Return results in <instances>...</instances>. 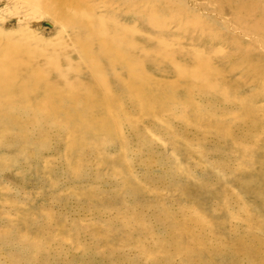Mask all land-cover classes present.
<instances>
[{
    "label": "bare ground",
    "instance_id": "6f19581e",
    "mask_svg": "<svg viewBox=\"0 0 264 264\" xmlns=\"http://www.w3.org/2000/svg\"><path fill=\"white\" fill-rule=\"evenodd\" d=\"M8 3L20 23L48 15L57 26L58 38L54 42L43 40L44 47L12 43L0 48V147L19 144L23 149L38 143L49 148L62 141L64 166L81 175L93 166L91 155L97 157L95 162L101 160L100 151L109 141L120 144L121 156L117 158L131 169L138 162L155 164L158 156L138 159L143 157L141 151L151 135L157 141L184 140L191 151L198 149L200 141L212 140L215 148L221 151L226 146L238 156L233 161L223 156L216 164L219 169L252 172L251 184H256L255 194L264 211V0H207L219 21L212 23L190 9L184 10L177 0ZM29 21L21 23L15 33L0 27V40L22 32L27 38L32 25ZM141 184L140 178L132 176L122 189L132 192ZM242 185L246 191L254 188ZM84 194L94 196L90 189ZM230 194L231 202L244 206L241 196ZM154 206L144 211L127 204L120 212L99 209L95 216L103 219L104 227L125 229L127 239L132 236L127 248L136 252L132 262L126 253H113L116 249H112L114 255L105 264H173L176 260L178 264H218L217 257L225 259L221 264H264V222L256 214L249 216L245 207L240 220L231 215L226 221L230 234L216 238L207 226L209 219L200 212L182 208L172 214L161 204ZM83 210L75 208V215ZM29 214H19L16 225L23 222L24 229L17 231L16 240L29 245L37 258L45 254V258L70 263L72 255L63 236L69 233L66 222L73 214L68 217L66 212L45 210L35 232L29 230L33 218ZM16 225L0 241H6ZM160 226L163 229L158 233ZM95 234L89 229V234H74L72 240L86 248L87 256L96 248L91 237H97L106 249L123 240L112 243L105 234ZM56 235H61L59 241L54 240Z\"/></svg>",
    "mask_w": 264,
    "mask_h": 264
},
{
    "label": "rangeland",
    "instance_id": "374dc122",
    "mask_svg": "<svg viewBox=\"0 0 264 264\" xmlns=\"http://www.w3.org/2000/svg\"><path fill=\"white\" fill-rule=\"evenodd\" d=\"M177 1L180 3L181 7L184 10H186V8L187 10L190 9V11L201 15V18L208 20L211 23L213 21L219 22L218 19H216V17L214 16V14L211 13L210 8H208V6L206 5L207 0H187V2L186 0ZM8 2L9 0H0V16L2 17V19H0V27H5L3 28V30H7L6 32L13 31L15 33L16 31L20 30L19 26H21V23H23L24 21H29L30 17L28 19H23L21 23L17 21L16 17L12 16L14 14V8ZM7 11L8 15L6 16ZM199 11H201L202 13ZM205 12L208 15L204 14ZM2 15H4L5 17ZM29 22L32 23L30 30L27 29L26 32V36L27 38H29V40H27V38L22 35L23 32L18 33L15 34V36L10 37L8 40H0V48L6 49L12 43L27 44L29 46L34 47H44L45 44L43 40L47 42L57 41V26L54 24V22L48 15L41 14L38 18H35L33 20L31 19V21ZM150 138L151 140L148 141V144L145 146L143 152L141 151L143 157L138 159L145 160L149 157V155H153L155 156V158L158 156L156 158L157 160L155 164L150 163L152 166L145 165L143 164V162H138L133 165L135 167L132 166L130 169L123 162H120L121 159L117 158L121 156L120 144L116 141H109V143L106 142L104 144L102 149L103 151H100L101 160L97 159V161L95 162V159L97 157L91 155L89 157V160L91 159L90 161L94 162L92 164L93 166L90 168V170L85 171L84 174L81 175L72 174V172L68 168H66L67 166H64L63 160L65 157V147L63 145L64 142L62 141L58 142L60 143V145L58 143L53 144L55 149L53 146H49V148L42 147L38 143H33L34 145L30 144L28 146H25L23 149H21L19 144H13L12 146H15L14 150L11 145L10 148L4 145L3 147H0V160H3V162L0 164V237L4 233L8 232V230L12 226L11 223H14L12 227L16 225L20 213L32 214L28 215L33 217L31 223L29 224V230L31 232H35L37 230V226L42 223V213H44L45 210H52L58 213L66 212L68 217L73 214V216H71L66 222L68 227L67 229H69V233L66 234L67 236H63L65 238L64 245L66 244V248L68 246L67 250L72 255L70 263L60 262L59 259L53 260V258L50 257L45 258V254H43L44 256L41 255L39 258H37L35 254L33 255V253L29 251V249L31 248L29 245H26L24 243H21V241L16 240V238L19 239V235H17V233L19 232L18 230L24 229V223L22 222L20 226L16 225V229H14L13 234L6 241H3L1 239L0 264H34L35 262H37L35 264H105V260H107L108 258L111 259L113 257L112 255H114L113 253L118 252V254L126 253L128 255L127 257L130 258L129 261L134 262V259H136V252H134L132 248H127V246L132 244V242L130 241L132 239V236L128 235V237L131 239H127L125 234L126 230L122 228L117 229L115 231L114 228H112L111 230L105 228V225L103 224V219L99 218L97 215V217L95 216V214L99 212V209H111L120 212L119 208H122L125 204L130 207H133V209H143V211L146 210V208L149 209L154 205L157 206L158 204H161L167 210H171L172 214H178L179 211L183 209L192 208L193 210L200 212L201 214L206 216V218L209 219L207 226L210 225L212 227L211 234L216 238L217 236L218 238L221 236L226 237L230 234L229 232L231 229L229 225H227L228 223L226 224V221L230 220L229 218L231 215L237 218L239 217V220L244 217V207L248 211L249 216L251 215L254 217L256 214V216H260V220L264 222V211L263 206H261L262 202L260 198H258L255 194L256 184H251L252 172H240L238 170H234L231 172L222 171L221 169H219V166L216 165L221 159H223V156H227L231 161L236 160L238 156L235 152L234 154L231 153L229 149H226V146H222L223 148L220 151V149L215 148L216 142L212 140H206V142L200 141V143H198L199 147L197 149L200 152L199 153L197 150L194 149L196 148L197 143H194L195 146L193 147V152L190 150L189 143L185 142L184 140H174L173 142V140L163 141L158 139L157 141V138L153 137L152 135L150 136ZM180 141L183 142L180 143ZM204 149L206 153L203 151ZM35 151L38 153H36ZM27 153L29 156L26 155ZM118 153H120V155ZM194 153H196L197 155L195 156ZM14 155H18V158ZM20 155L22 159L24 158L23 160L20 158ZM60 155L61 157H63L61 158ZM115 155L117 156L115 157ZM11 156H13L12 160H10ZM47 157H49L50 159ZM225 158L226 157H224V159ZM17 159L19 160V162L22 160L21 163H19ZM15 162L17 164H15ZM96 164L99 166H97ZM5 168H7V170ZM189 169L191 172L189 171ZM26 171L27 174H25ZM132 176L140 178L142 184L132 192L130 189L123 190V183L126 179L132 178ZM249 181L250 185L247 184ZM242 184L254 188L253 190L246 191L244 190L245 187H242ZM228 186L232 187L230 190L234 191V193L230 192ZM262 186H264V182H262ZM89 189L90 192H92L94 195L90 198H88L84 194V192ZM225 190L234 194L235 196H241L242 203H244V206L231 202V199H228V196H230L231 194L226 192ZM8 203L12 206H9ZM174 205H178L177 208L176 206L174 208ZM45 206L47 209L45 208ZM13 207L15 208V210L12 209ZM49 207L50 209H48ZM77 207L84 208L82 214L75 215L74 209ZM63 209H65L66 211H64ZM70 210L73 212L71 213ZM90 210L94 211L92 212ZM252 211L254 214L252 213ZM40 214H42V216ZM66 216H64V218H66ZM21 217L25 216L23 215ZM10 220H12V222ZM63 220L65 221L66 219ZM100 222L102 224H99ZM85 223L86 225H83ZM88 223H90V225L96 224L97 226H93L94 228H92ZM87 225H89V227ZM223 225H226V227ZM77 228H79V230ZM89 229L90 234L96 233V236L98 234H105L106 237L108 236L110 238L109 240H111L112 243L120 238H123L124 241L122 240V242H119L120 245L118 243L115 245L113 244L112 247L109 248V251V249H106L102 242L98 241L99 239L97 237H91L90 241L96 246V248L94 249L95 253L99 256L94 254V250L88 253L87 256L86 248L79 243H75L72 238L75 236L74 234H89ZM162 229L163 226H160L157 229V232H161ZM60 238L61 235H56L54 237V240L59 241ZM10 239L13 240L11 241ZM97 241L98 243H101V247L100 245H98ZM184 241L186 240L184 239ZM67 242H70V246ZM136 248L137 247H135V249ZM112 249L116 250H113V253H111ZM128 249H130L131 251H128ZM107 252H109L111 255ZM83 254L85 255L83 256ZM90 254L92 257L90 256ZM28 259H30V263L28 262ZM224 260L225 259H221V257L216 258V262H218V264L223 263ZM175 263L178 264V261L176 260V262H173V264Z\"/></svg>",
    "mask_w": 264,
    "mask_h": 264
}]
</instances>
